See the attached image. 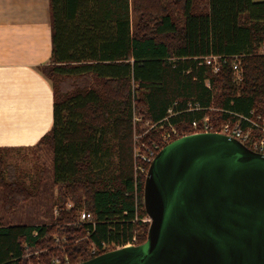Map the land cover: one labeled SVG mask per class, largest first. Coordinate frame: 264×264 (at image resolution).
<instances>
[{
	"label": "trees",
	"instance_id": "trees-1",
	"mask_svg": "<svg viewBox=\"0 0 264 264\" xmlns=\"http://www.w3.org/2000/svg\"><path fill=\"white\" fill-rule=\"evenodd\" d=\"M50 6L51 61L39 70L53 87V124L33 148L53 150L57 215L33 224L5 218L38 192L0 147V264L53 255L75 264L107 251L103 243L116 248L137 234L138 244L145 242L150 222L140 167L148 164L139 158L135 170L133 156L139 103L150 123L173 125L179 136L193 132L194 119L207 117L220 128L251 111L264 116V0H50ZM210 55L219 57L217 72L205 62ZM190 102L201 109H188ZM83 208L93 221L61 232L78 244L67 238L48 249L62 222L75 221Z\"/></svg>",
	"mask_w": 264,
	"mask_h": 264
},
{
	"label": "water",
	"instance_id": "water-1",
	"mask_svg": "<svg viewBox=\"0 0 264 264\" xmlns=\"http://www.w3.org/2000/svg\"><path fill=\"white\" fill-rule=\"evenodd\" d=\"M145 242L75 264H264V153L221 132L183 135L151 162Z\"/></svg>",
	"mask_w": 264,
	"mask_h": 264
},
{
	"label": "crops",
	"instance_id": "crops-1",
	"mask_svg": "<svg viewBox=\"0 0 264 264\" xmlns=\"http://www.w3.org/2000/svg\"><path fill=\"white\" fill-rule=\"evenodd\" d=\"M51 54L50 0H0V147L18 165L12 156L39 149L53 124V87L39 70Z\"/></svg>",
	"mask_w": 264,
	"mask_h": 264
},
{
	"label": "rangeland",
	"instance_id": "rangeland-1",
	"mask_svg": "<svg viewBox=\"0 0 264 264\" xmlns=\"http://www.w3.org/2000/svg\"><path fill=\"white\" fill-rule=\"evenodd\" d=\"M210 111L212 114L211 116L216 121L217 116L220 114L219 108L213 106L211 107ZM143 112V105L139 103L136 110L133 133V156L135 158V170L137 168V164L140 158L138 153L150 155L151 152H155L157 154L165 145L168 144L166 139L169 137V134H171L172 138L174 139L181 137L179 136L180 132L177 128H175L177 134H174L173 129L171 127L158 126L156 124L150 123V121H148L147 118L142 114ZM207 119L211 124H213V126L215 125L214 121H211L209 118ZM22 152L23 153L19 152V154L13 155L12 157L14 160H19L20 162V165H18V163L17 165L25 184H28L31 188L34 187V189H37L38 194L35 195V197L30 202L21 204L13 214L5 218L13 224H33L34 222L48 223L52 220L53 215H57L58 209V203L56 202V198L58 195V187L52 184L54 178L53 150L51 149V147H43L32 151L25 150ZM9 159L10 161H13L11 158ZM141 166L142 169H144L143 164H141ZM149 166L150 163H148V168L146 170H142L145 179L148 173ZM65 201V208L67 210L73 207V202L70 199H67ZM32 204L35 205L33 209L30 207V205ZM82 211H87V209L83 208ZM82 211L78 212V216L76 215V217H74L75 221L67 222V220H65L64 222H62V224L58 228V232H54L53 234V239H55V243L52 242L49 245L48 249H50V247H60V245L63 244L60 243L61 240L67 242V238L70 239V237H73L74 234H68L67 236V234L61 235V232L64 231L66 227H74L75 225H79V223H81L80 218ZM3 214H5V208L3 203V193L0 189V215ZM149 219L150 218L148 216L144 220L150 222ZM139 234H142V231H140ZM138 236L139 235L137 234V236L135 237L137 238ZM78 241L79 240H76L74 238L70 239L69 245H76L78 244ZM114 247V245H106V247L103 249H107V251H109L118 248ZM94 250H96L97 253L96 247L90 248L91 252H93ZM39 253L40 251H36L34 254L38 256ZM54 258H59L62 264H71L70 257L68 255H65L63 257L53 255L52 257H50L49 261H43L38 259L36 262H31L30 264H52V260Z\"/></svg>",
	"mask_w": 264,
	"mask_h": 264
},
{
	"label": "built area",
	"instance_id": "built-area-1",
	"mask_svg": "<svg viewBox=\"0 0 264 264\" xmlns=\"http://www.w3.org/2000/svg\"><path fill=\"white\" fill-rule=\"evenodd\" d=\"M260 52L264 53V46L260 48ZM205 62L213 69L214 72H217L220 69L218 56L215 55L206 56ZM233 72H234L235 81L236 82L240 81L241 72L239 67V61L234 62ZM188 106H189L188 109L190 110L201 109V105L198 102L196 103L190 102ZM169 112L173 113V110L169 109ZM192 127H193L192 133H200V132L225 133L235 138H238L251 149L258 151L260 153H264V116L260 113H255L254 111H251L250 114H248L247 116L239 115V117L233 123L231 121H227L220 128H215L213 124H211L206 117H204L202 120L194 119L192 120ZM171 128L173 129L174 134H177V131L173 125H171ZM166 140L167 143H169L173 141L174 138H172L171 134H169V137ZM138 155L140 156V160H142L144 164H148V163L151 164L154 157L156 156V153L151 152L150 155H145L144 153H138ZM140 169L141 171L146 170L145 167L144 169H142V166L140 167ZM80 220L82 222L93 221L92 212L82 211ZM102 245L103 248L106 247L105 243H103ZM132 245H138L137 238L135 236L126 244H124L122 247L132 246ZM93 253H96V250H94ZM41 264H47V263H41ZM52 264H62V262L59 258H54L52 260Z\"/></svg>",
	"mask_w": 264,
	"mask_h": 264
}]
</instances>
